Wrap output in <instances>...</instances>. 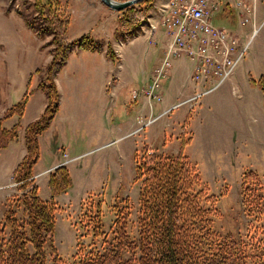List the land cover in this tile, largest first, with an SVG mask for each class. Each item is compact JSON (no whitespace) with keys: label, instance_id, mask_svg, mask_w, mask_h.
I'll return each mask as SVG.
<instances>
[{"label":"rangeland","instance_id":"1","mask_svg":"<svg viewBox=\"0 0 264 264\" xmlns=\"http://www.w3.org/2000/svg\"><path fill=\"white\" fill-rule=\"evenodd\" d=\"M34 1L0 0V116L27 94L22 116L3 121L5 128L15 123L20 128L18 137L0 151V224L5 209L22 193L13 173L25 154H21L24 128L46 104L38 84L44 79L54 45L49 43L51 36H37L24 21L23 17L40 25ZM40 1L56 6L49 14L66 20L69 41L84 34L105 39L117 59L112 44L121 57L110 59L108 67L98 63L99 70L92 68L90 76L81 77L75 72L74 60L80 53H90L73 47L70 62L56 74L63 107L39 142V158L32 170L39 173L62 161L71 177L70 187L54 196L48 187V172L54 168L34 179L39 197L44 201L52 198L56 206L53 245L60 264H75L87 252L113 244V220L120 210L126 213V233L135 247L130 249L127 242L121 245L122 258L138 256L141 180L136 178L135 153L141 155L145 146L158 154L188 157L201 179L195 190L204 187L207 194L217 197L218 215L213 222L217 233L264 243V208L249 216L240 193L243 176L249 171L256 173L264 188V100L256 83L264 72V0H224L222 9L212 17L214 25L235 32L239 46L247 43L227 80L204 94L216 78L197 81V90L190 86L180 93L187 78L170 77L171 66L161 82L159 101L148 100L141 88L163 58L166 32L160 29L151 36L146 28L167 0L154 7L155 0L146 22L124 37L117 35L120 11L100 0ZM244 18L248 21L242 25ZM254 26L258 30L251 36ZM105 71L109 84L104 80ZM192 94L200 95L189 99ZM140 106L144 108L139 112ZM16 213L23 218L21 207ZM45 251L46 264H52L48 245ZM131 264L138 263L132 260Z\"/></svg>","mask_w":264,"mask_h":264},{"label":"trees","instance_id":"2","mask_svg":"<svg viewBox=\"0 0 264 264\" xmlns=\"http://www.w3.org/2000/svg\"><path fill=\"white\" fill-rule=\"evenodd\" d=\"M155 0H143L120 11L117 17L118 36H130L143 25ZM40 25L36 26L25 17L24 21L37 36H51V59L46 65L44 79L38 87L45 93L46 104L42 113L24 128L25 154L15 167L13 181L22 191L14 203L3 213L0 224V264H46L45 245L53 255L52 264H60L53 245L55 227V203L51 198L42 200L34 180L33 166L39 158V135L45 131L59 110L60 93L56 74L66 64L72 48L83 51L106 49L109 58L117 59L111 45L89 35L69 41L66 38V20L49 14L55 9L53 2L46 4L35 0ZM53 4V5H52ZM119 60V59H117ZM264 100V72L256 81ZM27 94L6 108L0 116V151L18 137L19 123L10 128L3 121L20 117L25 111ZM136 178L141 180L138 197V256L124 260L122 246L135 248L128 239L124 222L125 212L120 210L114 224L113 244L102 251H89L75 264H264V243L235 239L230 234L220 235L213 228L217 197L199 187L201 179L187 156L179 153L164 155L144 147L141 155L135 153ZM253 171L244 174L241 196L245 213L260 214L264 208V188L258 184ZM71 185L69 171L64 164L48 174V187L52 196L65 191ZM21 207L23 218L16 209ZM100 221V220H99Z\"/></svg>","mask_w":264,"mask_h":264},{"label":"built area","instance_id":"3","mask_svg":"<svg viewBox=\"0 0 264 264\" xmlns=\"http://www.w3.org/2000/svg\"><path fill=\"white\" fill-rule=\"evenodd\" d=\"M224 0H167L159 8L157 19L148 23L146 30H164L167 35L163 58L153 70L152 78L141 93L150 100H161V82L168 76L174 59L185 57L193 65L192 78L207 81L217 79L210 92L227 80L242 57L247 43L239 46L238 37L231 31L212 23V17L222 8ZM249 11V9H248ZM247 12V9H245ZM244 18L241 24H245ZM258 30L253 27L251 36ZM195 94L189 99L198 97ZM188 99V100H189Z\"/></svg>","mask_w":264,"mask_h":264},{"label":"crops","instance_id":"4","mask_svg":"<svg viewBox=\"0 0 264 264\" xmlns=\"http://www.w3.org/2000/svg\"><path fill=\"white\" fill-rule=\"evenodd\" d=\"M163 1L164 0H156L155 3H154V7H156V5H158V4L163 3ZM157 31L158 30L154 31L153 33H149V31L147 30L148 34H150L151 36L155 35L157 33ZM102 40H105V39H102ZM134 40H135V38L133 37L131 39V41H134ZM107 41L108 40H105V42H107ZM164 44L162 45L161 51H163ZM112 46H113L114 51L116 53H118L119 60H120L121 59V57H120V50L114 44H112ZM86 53H90L89 56L86 55V54L80 53L78 55V57L76 58V60H74L75 72H76V74L78 76L79 75L81 77L86 76V75H89L90 76L92 74V72H93V69L92 68H94V69L96 68L97 70H99V67L97 65L98 63H102V64L106 65V67H108L110 65L109 60L111 58L108 57L105 48L102 51H86ZM69 62H70V56H69V59L67 60V62H66L65 65H67ZM119 66H120V64H119ZM172 74H175L176 76L177 75L178 76H181L182 75V76H185L187 78V84L179 88V92L180 93H185L190 88V86H191V89L194 88L196 90L199 87L198 85L200 84V82L198 83L195 80H194L195 82H193V80H192L193 79L192 78V74H193V66H192V63H191V61H188L187 58H185V57H181V58L174 59L173 65H172V69H171V72H170V77L172 76ZM107 75L108 74L105 71V73H103L104 80H106V83L109 84L110 77L107 76ZM188 77H189V80H188ZM56 84H57L58 91H60V86L58 84L57 78H56ZM191 96H193V94L192 95H189L188 98L191 97ZM44 107H45V105L44 106H41L40 110L38 111V116H36L35 119L37 117H39V115L42 113ZM62 107L63 106H60V102H59V110H58V112L56 113L55 116H57L61 112ZM143 108H144V106H140L139 109H138L139 112L140 111H143ZM54 119L55 118H53V120L51 122H53ZM49 127H50V125H49ZM47 129L45 131H43L39 135V142H41L42 137L46 134ZM22 142H23V135H22ZM24 152H25V147H24V142H23V146L21 147V154L22 153L24 154ZM61 163H62V161H55L54 164L51 167L46 168V169H44L43 171H41L39 173L33 172L34 179H36V176L38 174L43 173V172H44V174H46L47 173V170H49L50 168H55L58 165H60ZM65 165H66V163H65Z\"/></svg>","mask_w":264,"mask_h":264},{"label":"water","instance_id":"5","mask_svg":"<svg viewBox=\"0 0 264 264\" xmlns=\"http://www.w3.org/2000/svg\"><path fill=\"white\" fill-rule=\"evenodd\" d=\"M105 6L108 8L115 10V11H121L124 10L136 3H139L143 0H125V1H118V0H100Z\"/></svg>","mask_w":264,"mask_h":264}]
</instances>
